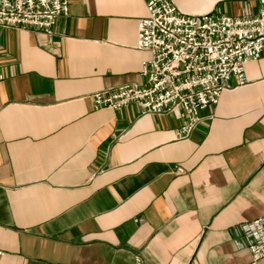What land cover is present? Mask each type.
<instances>
[{"label": "crops", "instance_id": "obj_1", "mask_svg": "<svg viewBox=\"0 0 264 264\" xmlns=\"http://www.w3.org/2000/svg\"><path fill=\"white\" fill-rule=\"evenodd\" d=\"M172 2L189 15L264 8ZM145 16L143 0H69L49 36L0 28V264H251L239 228L264 216V53L178 139L180 111L92 106L142 84Z\"/></svg>", "mask_w": 264, "mask_h": 264}, {"label": "built area", "instance_id": "obj_2", "mask_svg": "<svg viewBox=\"0 0 264 264\" xmlns=\"http://www.w3.org/2000/svg\"><path fill=\"white\" fill-rule=\"evenodd\" d=\"M143 1L146 16L137 21L135 44L149 54L141 64L143 82L95 92L92 106L113 111L134 106L139 116L180 111L184 121L176 135L186 139L202 110L215 106L223 92L246 84L245 65L264 53V8L236 17L189 15L172 0ZM68 7L69 0H0V28H29L49 36ZM239 232L256 264L264 258V216Z\"/></svg>", "mask_w": 264, "mask_h": 264}]
</instances>
